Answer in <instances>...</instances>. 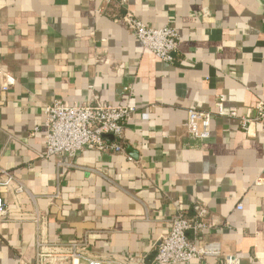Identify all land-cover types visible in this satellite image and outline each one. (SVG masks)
Wrapping results in <instances>:
<instances>
[{
  "label": "crops",
  "instance_id": "1",
  "mask_svg": "<svg viewBox=\"0 0 264 264\" xmlns=\"http://www.w3.org/2000/svg\"><path fill=\"white\" fill-rule=\"evenodd\" d=\"M126 14L176 28L174 60L146 49ZM54 101L133 107L116 140L123 153L42 157ZM221 101L239 116L264 102V0H0V168L35 199L18 200L19 215L3 193L0 264H38V241L80 240L96 255L154 264L172 218L197 219V205L214 225L197 244H219L220 257L184 264H264V125L246 134L214 116L208 139L187 133L189 110Z\"/></svg>",
  "mask_w": 264,
  "mask_h": 264
},
{
  "label": "built area",
  "instance_id": "2",
  "mask_svg": "<svg viewBox=\"0 0 264 264\" xmlns=\"http://www.w3.org/2000/svg\"><path fill=\"white\" fill-rule=\"evenodd\" d=\"M121 21L135 38L159 59L169 63L174 60L179 40L176 28L173 26L153 28L129 14ZM5 79L2 89L8 91L9 87L15 84V80L8 75H5ZM134 113L135 109L131 106L103 105L99 102L94 105L70 106L54 101L44 110L43 133L46 149L42 157L66 155L74 159L79 153L87 150L123 153V148L116 140L123 139L125 125ZM214 116L237 119L243 131L250 134L254 126L264 125V102H258L243 116H239L235 109L226 110L222 101L216 104L214 112L189 110L186 122L189 137L195 140L208 139ZM3 193L14 197L17 202L15 206L19 207L14 213L19 215L22 212L20 200L23 198L35 200L20 179L6 169L0 168V221L10 212L2 197ZM194 209L197 212L195 220H188L181 214L172 218L169 234L163 236L156 245L154 264H184L207 257H220L219 244L205 246L197 244L198 238L214 225L205 220L208 214L205 207L197 205ZM237 210L242 211L243 205L239 204ZM33 222L39 224L38 214L34 216ZM191 235L192 240L189 237ZM36 247L38 264H46L44 260L47 259H52L51 264L58 261H69L71 264H144L135 256L96 255L90 250L87 240L72 243L38 241ZM224 264H241V260L227 256Z\"/></svg>",
  "mask_w": 264,
  "mask_h": 264
}]
</instances>
